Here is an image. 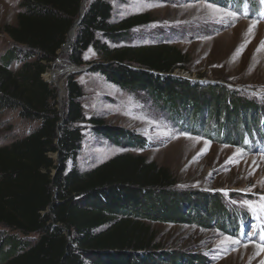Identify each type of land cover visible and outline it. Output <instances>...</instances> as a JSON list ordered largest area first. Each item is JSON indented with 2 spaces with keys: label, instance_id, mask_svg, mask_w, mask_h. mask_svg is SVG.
I'll list each match as a JSON object with an SVG mask.
<instances>
[{
  "label": "trees",
  "instance_id": "obj_1",
  "mask_svg": "<svg viewBox=\"0 0 264 264\" xmlns=\"http://www.w3.org/2000/svg\"><path fill=\"white\" fill-rule=\"evenodd\" d=\"M82 1L21 0L16 23L1 28L14 46L0 57V113L18 109L22 119L39 125L0 146V264H199L195 254L163 250L150 223L239 229L219 193L198 197L177 190L167 169L128 153L78 168L85 138L82 86L74 74L67 77L61 112L57 89L44 74L67 42ZM151 21L149 13L113 20L109 1H90L68 63L88 64L108 82L145 94L185 132L264 149V104L224 83L174 75L187 65L178 48L132 44L135 30ZM90 48L97 58L88 62ZM88 122L96 137L116 145L146 144L101 117Z\"/></svg>",
  "mask_w": 264,
  "mask_h": 264
},
{
  "label": "rangeland",
  "instance_id": "obj_2",
  "mask_svg": "<svg viewBox=\"0 0 264 264\" xmlns=\"http://www.w3.org/2000/svg\"><path fill=\"white\" fill-rule=\"evenodd\" d=\"M90 1L85 0L84 8ZM107 1L113 6V20L150 14L152 21L135 30L132 44L178 48L187 57L186 67L175 72L178 76L224 83L241 90L249 100L264 104V0ZM20 3L0 0V57L14 46L1 28L5 23H16ZM66 55H59L44 74L58 96L51 80L60 86L62 110L68 77L63 71L71 65ZM84 58L90 62L97 55L90 48ZM19 66L15 61L12 68ZM74 75L83 89L85 115L79 124L85 136L77 160L79 170L93 169L128 153L167 169L177 190L198 197L219 193L239 229L221 228L215 222L209 226L153 222L150 228L157 243L163 250L195 254L203 260L199 264H264V149L192 135L161 114L145 94L122 89L90 69ZM91 117L128 129L146 144L127 147L98 138L88 122ZM38 125L22 119L18 109L3 111L0 146L27 136Z\"/></svg>",
  "mask_w": 264,
  "mask_h": 264
},
{
  "label": "water",
  "instance_id": "obj_3",
  "mask_svg": "<svg viewBox=\"0 0 264 264\" xmlns=\"http://www.w3.org/2000/svg\"><path fill=\"white\" fill-rule=\"evenodd\" d=\"M84 6H85V0H83L82 4H81L80 16L74 21V24L72 25V27H71V29L69 31L67 42L63 45L62 49L60 50V52L58 54V57H59V55H61L63 53H66V52H68L70 50V48H71V46H72V44L74 42V39H75V30H76L77 26L80 24V22H81V20L83 18V15H84ZM58 57L56 59H58ZM89 68H90V66L84 67V66H76V65L71 64L70 66H67V68H65L64 71L66 73V76H69V75H71L73 73L74 74L75 73H79V72L85 71V70H87ZM174 75L178 76L176 73H174ZM178 77H180V76H178ZM181 78H185V79H188V80H193V79H189V78H187V77H185L183 75H181ZM66 86H67V84H66ZM58 102H59V110L62 112L61 106L63 105V103L61 101L60 95L58 96Z\"/></svg>",
  "mask_w": 264,
  "mask_h": 264
},
{
  "label": "bare ground",
  "instance_id": "obj_4",
  "mask_svg": "<svg viewBox=\"0 0 264 264\" xmlns=\"http://www.w3.org/2000/svg\"><path fill=\"white\" fill-rule=\"evenodd\" d=\"M59 60H60V59H59ZM52 71H53V72H57L55 69H53ZM63 72H65V71H63ZM51 82H53V83L59 88V89H58V90H59V95H60V97H61V101L63 102V100H62V99H63V98H62L63 96H62V94H61V88H60V86L57 84V81H56L54 78L51 80Z\"/></svg>",
  "mask_w": 264,
  "mask_h": 264
}]
</instances>
